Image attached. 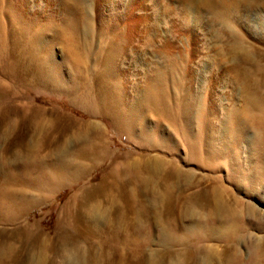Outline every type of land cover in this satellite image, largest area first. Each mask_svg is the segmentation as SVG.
<instances>
[{"label": "rangeland", "instance_id": "1", "mask_svg": "<svg viewBox=\"0 0 264 264\" xmlns=\"http://www.w3.org/2000/svg\"><path fill=\"white\" fill-rule=\"evenodd\" d=\"M213 1V5L214 2L220 3L219 0ZM195 2L0 0V214L11 219L6 221L0 217V234L2 232L9 239L5 241L13 244L12 256L15 258L13 263L8 261L2 264H29L31 250L39 252L35 243L16 237L15 233L25 225L33 226L38 233L40 231L51 248L47 254L48 260L39 264H59L60 259V264H148L152 259L167 262L175 256L181 258V264H195V254L202 252L203 247H209V243L218 251H222L225 246L226 249L237 248L243 261L249 258V247L244 241L235 244L233 240L223 239L220 234L218 236L221 237L207 240L208 232L211 229L219 230L221 225L206 213L207 197L204 193L213 187L227 189L229 198L249 202L262 213L264 198H252L245 194L238 179L228 177L223 167L224 158L219 160L220 169L201 159L198 152L182 143L172 118L158 113L157 108L147 107L142 111L143 121L140 123L139 116L131 112L133 108L128 104L157 70L166 74L170 63L164 53V45L173 42L184 23L191 25L200 22L206 31L202 36L190 33L189 47L184 45L188 44L186 41H183L182 46H175V77L178 80L183 78L182 88L186 91L179 95L173 89L176 93L174 97H190L196 92L197 96L203 97V101L211 104L212 108L208 112L217 126L218 121L224 119L220 105L226 109L243 105L239 90L246 87L248 75L252 76L254 85L258 84L253 91H262L263 88L259 86L264 83V0H251L252 4L241 0L231 10L226 22L214 15L215 7ZM68 25L75 28L70 30L73 43L70 42L69 49L61 34ZM234 30L242 35L243 43L253 57L251 62L234 59L228 47L230 39L237 35ZM84 44L88 54L85 58L81 53ZM215 44H220L221 48L218 49L219 52L222 49V56L214 47ZM117 47L122 48L117 75L109 79L104 72V60L106 55L115 54L113 50ZM71 48L81 54V64L84 65H75L74 59L72 63L74 53ZM86 59L87 64L84 61ZM120 63L125 68H121ZM138 85L141 88H136ZM123 86L127 88L123 90L127 96L121 97L123 93L119 89ZM88 93L99 99L100 110L97 108L94 112L92 106L83 103V95ZM120 117L131 123L121 121ZM250 119H245L248 132L242 136V141H230L229 145H233L231 150L245 145L253 147L255 143L259 145L264 138V132L259 131V121ZM89 124L98 128L96 133H91L95 140V151H90V148L86 150L81 140H78L79 127ZM166 138H171V141L173 138L172 142H177L179 146H165ZM93 151L97 154L96 158L89 159L83 155ZM73 156L78 157L82 164L86 162L80 176L66 177L65 182L60 179L53 188L45 185L44 173L57 171L60 162ZM161 160L168 163L166 168L176 166L191 174L190 179L181 177L170 181L173 182V189L170 190L172 194L164 203L153 189L154 185L161 186L163 178L148 169V164ZM130 163H136L137 169L142 166L140 174L150 176L153 185L144 187L140 180L127 172L126 167ZM118 169L123 170L119 176L121 184L125 183L126 189L134 193L135 198L126 199L127 196L119 192L118 200L121 202L118 201L115 206L109 199V193H105L108 196L97 194L90 200L91 204L101 201L105 207L104 213L98 214V218L95 216L94 220L86 217L82 207L86 189L97 185L100 188L104 183L111 182V173ZM240 186L242 191L238 188ZM193 194L197 195L201 206L197 213H187L183 205ZM80 199H83V203ZM87 204L85 202V206ZM68 207L73 212H68ZM74 213L78 214L75 218L71 216ZM250 231L251 241L264 243V232ZM221 233L224 235L226 231ZM61 235H68L66 247H76V254L71 250L66 252L67 257L65 253L59 256L64 252L60 250L64 248L60 241ZM261 263L264 264V261Z\"/></svg>", "mask_w": 264, "mask_h": 264}, {"label": "bare ground", "instance_id": "2", "mask_svg": "<svg viewBox=\"0 0 264 264\" xmlns=\"http://www.w3.org/2000/svg\"><path fill=\"white\" fill-rule=\"evenodd\" d=\"M198 1L200 3H202V5L204 4V6L205 5L206 6H212V8L215 7L216 13H214V15L216 14L217 17H219V19H221L223 21L225 20V22H226V19L229 17L231 10L235 9L241 0H219L220 3H217V4H215V2H214L217 0H214L213 1L214 5L212 4V0H198ZM198 1L196 0L195 3H197ZM191 2H192V0H191ZM245 2L246 3L250 2V4H252L253 0H252V2H251V0H249V1L244 0V3ZM197 22L198 21H196V23ZM199 23L191 24V25L189 23H187V24L184 23L183 25L180 26V28H179L180 30L178 32V35H175L176 37L173 38V42L172 43L167 42V44L165 43L164 53L166 54L167 60L170 63L169 67H167L165 65L168 68V71L166 70L167 68L164 69L167 71L165 74V72L163 73V72H160V70L159 71L157 70V73L155 75H153L154 77L151 76L152 78L150 77V78H148L149 79L148 81L146 80L147 83L145 84V86L143 87V85H142L143 88L140 89L139 92H137L136 97L133 100L129 101L128 104L130 105L131 108H133L131 110V112L134 111L135 112L134 114L139 116V119H140L139 122L140 123H141V120L143 118V116L141 115L142 111L147 107L148 108L149 107L157 108V110H159L158 113L160 112L162 115H165L167 117L172 118L175 122V126L177 129V135L179 136V139L182 141V143H185L189 149L198 152L199 157L201 159L202 158L205 159L206 162H208V163L210 162L211 164L215 165V167H219L220 169H222V166H221V163H219L220 162L219 160L224 158L223 167L226 169L228 177L230 178V176H231L233 178H237L238 184L241 183L242 187L245 190V194H248L249 197L260 196V197L264 198V138L261 140L259 145H256L257 143L254 142L255 144L253 147H251V146L249 147V145L248 146L245 145V147H243V146L241 148L237 147V148H234V150H231V149H233V145H231V146L229 145L230 141H232L234 143L236 141L238 142V140H239V143L242 141L241 140L242 136L245 134V132L247 131V128H248L246 125L245 119L251 118V119L258 120L259 121L258 126L260 129L259 131L262 130L264 132V94H261L262 91L264 92V83L263 84L261 83L259 86V87L263 88L262 91H260V92L253 91L254 90L253 88H255V86H257L258 84L254 85L255 81L253 82L252 76L248 75L246 87H242L241 90H239V91H241L240 94L242 93L241 97H242L243 105L240 108L232 107L233 106L232 105L231 106L232 108H229V109H226V107H223L222 105H220L221 106L220 113L222 114V112H223L224 119L219 120L217 126H215V124H214L215 122H213V118H212V116H210V114L208 112V110L209 109L211 110V108H212L211 104L209 103V101L208 102L203 101L202 100L203 97L197 96L198 94L196 92H194L195 94L193 96H190V97H186V95L185 96L181 95L178 98H177V96L174 97V95L176 93L173 92V89H174V91L179 92V95H180V93H184V90H185L182 88L184 86V83L182 80L183 78H179V80H178V78L175 77V68H176V63L174 62V57H175L174 56V53H175L174 49L176 48L175 46L176 45L182 46L183 41L188 42V44H186V43L184 44V45L188 46L190 43V39H189L188 35L190 33L192 34V32L198 33V34H200V36H202V33L204 34V32L206 30L204 29L203 26H201V23L200 24ZM228 23L229 22L227 20V24ZM80 26H81V24H80ZM71 29L74 30L75 29L74 26L68 25L67 28H63V30L61 31V34L63 33V38H64L63 42L66 44L67 48L69 47V45L71 43H73V41H72L73 37L71 36L72 33L70 32ZM235 30H234V32L237 33V35L233 36V38L230 37L231 39L228 42V47L230 48V51H231L234 59L236 58L235 60L242 59V61H250L251 62L253 60V57L249 53V51H248L249 49L247 50L248 47L244 45L243 40L241 38L242 35L240 33H238V31H235ZM239 34H240V36H239ZM0 43H1V37H0ZM71 47H73V46H71ZM214 47L216 48V50H218L217 52H219L218 48H221L220 44L219 45L215 44ZM89 48H90V45H89ZM229 48L227 50H229ZM72 49L73 48H71V50ZM121 49L122 48L117 47V48H115V50H113L115 54H113V55L108 54L105 56L103 68H104V72L106 73L107 78H109V79H110V77H114L117 75V67H118V63L120 60V56H121ZM73 50H72V53H74V54L72 56H74V58H72V60H71L72 63L75 62L76 63L75 65H77V64L84 65V64H81V63H83L81 61H83L82 60L83 57L85 58L88 55L86 44L82 45V47H81V53H82L83 57H81V54L79 52L76 53V51H75L76 46H75V50H74L75 52ZM221 50L222 49H220V52H221ZM223 53H224V51H223ZM221 56H222V54H221ZM217 58L219 59L220 57L217 56ZM73 59L75 60L74 62H73ZM220 59L223 60L222 57ZM46 61L47 60L44 59V63H46ZM84 61H86L85 64H87V59ZM213 62H214V60H213ZM120 65H121V63H120ZM121 66H122L121 68H125L123 65H121ZM165 66L162 68H165ZM12 67L13 66L11 65V68ZM167 75H169L168 76L169 78H167ZM49 77H51V76H49ZM53 80L55 81V77ZM125 87L126 86H123L119 89L123 93L121 95V97L127 96V95H124L126 92L123 91V90L127 89ZM136 88H141V87H139V85H138ZM187 89H188V87H187ZM257 89H259V88H257ZM119 90H117V91H119ZM87 92H84V93H87ZM177 95H178V93H177ZM118 98H119L118 100L121 101L120 96H118ZM175 98H177V99H175ZM82 100H83V103L85 102L86 104H88V106L89 105L92 106V108L94 109L93 110L94 112L96 111L95 109H97L99 107V104H100V102L98 101L99 99L97 100L96 97L90 93L84 94ZM89 102H92V103L89 104ZM101 103L103 104V102H101ZM98 110H100V109L98 108ZM127 115H128V113H127ZM113 116H114V114H113ZM123 116H124V114H123ZM214 118H216V117H214ZM120 120L125 122V123H126V121H129V120L125 119L124 117H120ZM120 124H121V122H120ZM195 125L197 126V130L194 128ZM60 126H61V124H60ZM35 127H37V126L35 125ZM79 128H80V133H77V134H78V137L80 139L78 138V140H81L83 148H86V150H88V148H90L89 150L91 151V149H94V145H95V143H94L95 140L92 137L91 133H93V132L96 133L98 128H93L91 125L90 126H80ZM246 134H248V133H246ZM160 137H162V135ZM238 137H239V139H237ZM165 140L167 141L165 146H167L169 148L176 147L177 142H176V144H174L172 142L173 138H172V141H171V138H166ZM169 140L171 141L172 144L169 143ZM81 142H80V144H81ZM244 142H245V140H244ZM246 144H247V142H246ZM94 151H95V149H94ZM94 151H93V153H83V155L89 159L96 158L97 154ZM101 151L99 152L100 154L103 152V151L102 152ZM210 151H213L212 153H214V154L216 151L217 152L214 155V154L210 153ZM57 153L59 154V152H57ZM76 155L78 156V154H76ZM76 155H74V156H76ZM74 156H73V158L72 157L69 158V160H65L63 158V160H65V161H62V162H60V164H58L57 171L52 172V173H47V172L44 173L43 177H44L45 185L53 188V186H55L56 183H58V180H60V179H63V181H64L66 177L67 178L68 177H76V178L79 177L82 170H83L82 167H83L84 163L86 165V162L83 161L84 163L82 164L79 161L80 159L78 160V157L75 158ZM199 157H196V158L198 159ZM100 158H102V157H100ZM137 160L140 161L139 159H137ZM137 160H134V161L137 162ZM156 160H158V158ZM162 160L161 161H155V162H152L151 164H148V165H150L148 167V169H150L151 171L155 172L157 175H159L160 177L163 178V183L161 184V186L158 187V186L154 185L153 189H154L155 194L163 199V203H164V200L170 199L171 194H172V193L170 194V192H171L170 190L172 188L173 182L170 183V181H172L173 179L177 180L181 177L190 179L191 174L185 173V172H183L184 170L182 171L180 168H178L176 166H172V165H171L172 167L166 168L168 166V163H166V162L164 163L165 160L164 161H162ZM151 161H152V159H151ZM94 162L95 161H93V163ZM131 163L129 164L128 167H126V171L130 172L136 178V180L137 179L140 180L141 184H143L144 187L150 186L152 184L151 183L152 180H150V176L140 174L141 169L143 167L141 166L142 168L139 167L137 169V166L135 165L136 163L135 164H131ZM147 163H149V162H147ZM87 165L89 166V164H87ZM85 167L86 166H84V168ZM212 167H214V166H212ZM237 167H238V169H237ZM88 168H90V167H88ZM145 168H147V167H144V169ZM220 171H222V170H220ZM122 172H123V170L118 169V170L114 171L113 173H111L113 176V179H111L112 181L108 182V183H104V185H102L103 184L102 183L101 184L102 187H100V188H99V185H97L98 187L96 186V187H90V188L86 189L87 191L85 193V196H83L84 200H85L84 203H83V199H82V201L80 199V202H82L84 204V206L82 205V207H84L83 214L87 215L86 217L89 216L91 219L93 218V220H94L95 216H97V218H98L99 217L98 214L104 213L105 207L103 208L102 205H104V204H102L101 201H96V202L93 201L94 203L91 204L90 200H92L97 194L101 195L102 193H104V194L109 193V199H110L111 203H113V205H115L118 201L121 202L120 200H118V196H119L118 193L119 192H121L125 196H127L126 199L130 198L132 200V197H134L133 196L134 193H132L130 191L128 192V190L126 189L125 183L123 185V184H121V181L119 180L120 179L119 176H121ZM124 173H126V172H124ZM106 179H107V177H106ZM75 180H78V179H75ZM128 183H129V181H128ZM132 184H133V182H132ZM242 187L240 186L238 188L241 190ZM5 193H8V191L5 190ZM80 194H82V192ZM204 194L207 197L206 210H205V211H207L206 213L208 215H211L213 219H216L217 221H219V225H221L219 230L211 229L208 232L209 239H207V240L222 236V237H224L223 239H226L228 241L233 240L235 242V244L236 243L238 244L241 241L242 242L244 241L247 244V246L249 247V258L247 260L243 261L241 256L239 255L237 248L232 250V248L226 249V246H225V248L223 247L222 251H218L217 248L210 246V243H209V247H207V248L201 247L202 249H204V250H202V252H199V253L195 252L196 253L195 259H194L195 264H258L259 262H260L259 264H262L261 262L264 261V243H257L258 241L254 242V241H251L249 238L251 236L250 235V232H251L250 229L257 230V232H259V231L264 232V213H262L259 209H257L255 206H253L249 202H245V201L240 200V199L233 200L232 197L229 198L230 195H229V197L227 196V194H228L227 189H222L221 187H213L211 190L206 191V193H204ZM105 195H107V194H105ZM102 196H104V195H102ZM76 197H77V195H76ZM104 197H106V196H104ZM119 198H120V196H119ZM126 199H124V200H126ZM72 200H73V198H72ZM101 200H102V198H101ZM85 202H86V204L90 202V204L89 205L87 204L88 206L87 205L85 206ZM126 202H127V200H126ZM130 202H128V203H130ZM133 202H135V201H133ZM117 206H118V204H117ZM169 206H171V205H169ZM200 206L201 205L199 203L197 195L195 196L193 194V197L189 198V200L186 201V203L183 205V208L185 207L187 213L188 212L197 213V211H199ZM127 207H128V205H127ZM68 208H69L68 212H70V213L73 212L72 209L70 210V207H68ZM137 208H139L138 205H137ZM65 209H67V207ZM73 209H74V206H73ZM78 210H80V209H78ZM81 210H83V208ZM136 210L137 209L135 208V211ZM65 213H67V211ZM77 213H74L71 216H74V218H75L78 216ZM132 213H136V212L133 211ZM79 216H80V214H79ZM0 217H1V219L4 218L6 221L8 218H9V220H11L10 217H8L7 215H4V216L1 215ZM69 217H70V215H69ZM134 218H136V216ZM64 221H63V224H64ZM74 221L76 222V220H74ZM139 221H140V219H139ZM61 222H62V220H61ZM66 224L68 225V223H66ZM67 225H66V227H67ZM82 226H84V224ZM141 226H142V222H141ZM33 228H34L33 226H26L25 225V227L23 229L18 230L15 234L17 235L16 237H21V239L26 238L27 240L31 241L33 244L35 243L36 245H38L39 252L33 251V250H31V252H30L29 264H39L44 260L46 261L47 254L49 253L51 248L49 249V245H48V241H47L46 237H44V235H42L40 233V231L38 233L37 232L38 230L35 231ZM128 229L129 228H127V230ZM222 231H226V234L222 235V233H221ZM67 232H69V230ZM86 232H85V235H86ZM117 233H118V230H117ZM1 234H2V232H1ZM1 234H0V264L8 262V261L13 263L14 262L13 260L15 259L14 256H12V253H13V246L12 245L13 244L11 242L5 241V239H8V238L5 237V235H3V234L1 235ZM79 234L81 235L80 232H79ZM140 234H142V233H140ZM219 234L221 236H218ZM62 236L63 235H61L60 237H62ZM65 236L60 239V241L62 240L61 242L64 245V248L60 249V250H62L64 252H63V254H60L59 256L64 255V253H65V256L67 257L66 252L69 253V251L71 252V250H73V251H75V254H76V250H78V249L76 247H73L75 249H73V248L68 249V247H66V246H68V244L66 243L68 235H65ZM255 236H256V234H255ZM173 237L174 236H172V238ZM58 238L59 237H57V239ZM68 239H69V237H68ZM18 240H20V239H18ZM75 240L76 239H74V241ZM260 240H259V242H260ZM73 245H76V244H73ZM14 247H17V246L15 245ZM78 247H80V246H78ZM81 249H82V247H81ZM72 253H74V252H72ZM75 254H74V256H75ZM79 255L84 256L82 253H80ZM59 256L58 257L54 256V258H56V257L59 258ZM49 257H51V256H49ZM70 257H71V255H70ZM90 257H92V256H90ZM124 259H123V261L126 262V259L125 260ZM150 259H152V258H150ZM169 260L170 261L166 262V261H162V260L158 261V260L152 259V262L150 261V262H148V264H181L183 262L181 260V258L178 256L172 257ZM60 261H61V259H60ZM60 261L58 262L59 264H60ZM83 261L85 262V260H83ZM79 262H80V260H79ZM81 262H82V260H81ZM55 263L57 264V262H55ZM94 263H95V261H94ZM145 263H147V262L145 261ZM45 264H46V262H45ZM68 264H69V262H68Z\"/></svg>", "mask_w": 264, "mask_h": 264}]
</instances>
